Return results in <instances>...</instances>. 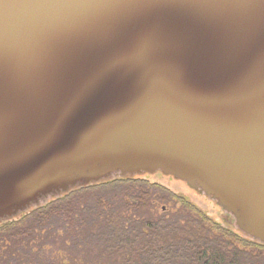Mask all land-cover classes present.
<instances>
[{
  "label": "water",
  "instance_id": "obj_1",
  "mask_svg": "<svg viewBox=\"0 0 264 264\" xmlns=\"http://www.w3.org/2000/svg\"><path fill=\"white\" fill-rule=\"evenodd\" d=\"M156 172L264 244V0H0V223Z\"/></svg>",
  "mask_w": 264,
  "mask_h": 264
},
{
  "label": "trees",
  "instance_id": "obj_2",
  "mask_svg": "<svg viewBox=\"0 0 264 264\" xmlns=\"http://www.w3.org/2000/svg\"><path fill=\"white\" fill-rule=\"evenodd\" d=\"M153 201L173 210L158 213ZM54 249H68V257ZM0 264H264V244L135 175L72 190L1 222Z\"/></svg>",
  "mask_w": 264,
  "mask_h": 264
},
{
  "label": "rangeland",
  "instance_id": "obj_3",
  "mask_svg": "<svg viewBox=\"0 0 264 264\" xmlns=\"http://www.w3.org/2000/svg\"><path fill=\"white\" fill-rule=\"evenodd\" d=\"M140 175H142V177H144L145 179H147L152 183H159L169 188L175 194L189 201L191 204H193L196 208H198L200 211H202L205 215H207L209 218H211L214 222H216L220 226L229 229L233 232L241 233L236 226L235 218L231 214L224 211L216 203V201H214L207 195L200 193L198 190L190 188L184 181L178 180L172 176L164 175L161 172H156L153 174H140ZM50 200H48L46 203H43L42 205L47 204ZM153 205H155L154 209L158 213H162L164 211H172L174 207L173 204H164L159 201L158 202L153 201ZM65 235L66 234L61 231V236H65ZM67 247L70 248V240H68L67 242ZM98 249L99 248H95V250L93 251L98 252L99 251ZM68 252H69L68 249H60V250L54 249L52 251L54 255H58L61 258L68 257Z\"/></svg>",
  "mask_w": 264,
  "mask_h": 264
}]
</instances>
